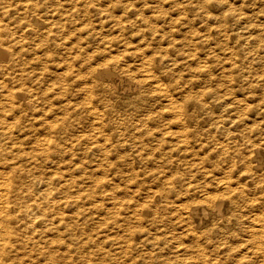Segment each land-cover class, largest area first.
<instances>
[{
  "label": "bare ground",
  "instance_id": "6f19581e",
  "mask_svg": "<svg viewBox=\"0 0 264 264\" xmlns=\"http://www.w3.org/2000/svg\"><path fill=\"white\" fill-rule=\"evenodd\" d=\"M123 1L125 0H118L114 6L122 7L125 11L138 10V1L128 2V0V3H123ZM167 1L169 0H144L145 7H142L143 13L141 15L147 24L144 26L150 30L149 34H145L149 40L143 42L142 45H139L138 42L137 46H133V50H125L126 52L122 54L132 56L136 60L135 63L128 62L125 56L108 54V58H102L105 60H101V65L98 63L95 65L96 63L92 64L91 59L94 58V55L85 56L86 54L90 55L91 50H86L84 46L82 47L83 50L75 48L73 40L77 37L74 36L75 39H73V35L76 34L74 31L77 28L81 30L88 28L87 25L90 22L87 19L93 13L100 16L106 14V7L109 6L107 0H66L65 2L60 0H0V264H224L225 257H229L228 254L230 255V251H232L229 247L232 242L230 245V232L226 228L224 229L225 222L236 219L235 223H243L239 211L241 205L243 206V194H245L241 193L240 189H238L240 193L236 191L235 188L239 183L234 187L230 178L234 174L230 175L232 174L230 171L235 167H241V163L245 160L248 162L249 169L253 171L263 167L264 146L260 142H264V140L256 143L255 140L257 139H254L255 143H250V140L253 139L250 136V130L259 128H255L256 126L254 127L245 120L244 112L235 110L238 113L217 115L213 111L206 110L209 109L207 107L210 104L209 97L213 93L214 88H211L213 85L211 84V87L206 85L207 83L203 85L205 82L201 83L198 74L196 78L189 77L188 80L184 77L182 70L185 73L194 70L204 74L208 69L205 70V67V71L202 69V62L198 64L197 61L199 58L206 56L204 62L210 60L209 55L217 58V55L214 56L216 53L214 50L215 53H209V55L201 52L205 56L201 57L202 54H199L197 59L196 53L193 52V46L190 48V45L193 44L196 50L197 45L195 43L198 42L195 37H198L199 41L207 38L202 34L204 33L203 30L200 33L195 32L194 29L189 31L187 29L189 27H182L184 24L186 26L187 23L190 26L197 17L211 13L204 12L206 6L210 5L207 3L208 0L203 4L202 1L204 0H200L201 3L195 0H174L175 3L182 5L180 10H190V12L195 13V16L190 12L189 14L193 17L182 13L183 15L178 16L176 22L173 18L168 21V29L161 28L162 26L160 27L155 23L160 16L156 10L161 12ZM168 5L170 6V2ZM177 7L180 6L177 5ZM218 7L216 9H219ZM230 8L233 9L234 7L230 6ZM230 8H228L229 12L235 11V9L230 10ZM228 9L224 11L226 12ZM240 9L242 10V8ZM148 11H150L149 14ZM136 13L138 12L136 11ZM237 13L239 14V12ZM100 16L99 19L102 18ZM244 16L248 18L246 15ZM114 18L118 19V17ZM251 18L253 17L251 16ZM233 22L235 21L233 20ZM241 23L243 24V22ZM213 24L211 25L215 26ZM216 24L219 25L218 22ZM223 24L225 27L226 23L223 22ZM174 25L180 26V29L186 28L189 32L186 30L182 34V31L175 28ZM193 25H195L194 22ZM218 25L215 27H219ZM250 26L255 30L253 24L247 27ZM196 27L195 29H197ZM207 27L203 29H207ZM258 27L263 28L262 25ZM226 28H223L224 33H226ZM177 31L182 35L176 34ZM261 32L263 34L264 31ZM227 33L221 36L227 35ZM211 34L209 32V35ZM217 34L212 35L216 36ZM253 34L255 35V33ZM88 35L86 33V37H89ZM235 37L236 40L238 35ZM262 37L264 35L259 36L258 39L261 38L262 40ZM255 38L254 42L256 41ZM135 39L134 35L133 40ZM248 39L246 38V40ZM121 41L124 42V40ZM70 42H74V44H70ZM216 42L218 45L219 40ZM238 42L240 43V41ZM247 42L250 43V41ZM116 43L118 44V42ZM199 44L198 46H200ZM205 44L209 45L208 43ZM229 44L226 46L227 48ZM221 45L218 47L221 48ZM251 45L254 46L253 42ZM77 46L79 47V45ZM232 47V51L236 52L238 48L235 50V45L234 48ZM246 48L247 46L244 49ZM115 49L118 50V48ZM207 49L205 48V52ZM244 49L241 48L240 51L242 52ZM224 51L226 52L225 49ZM252 51L255 50L252 49ZM209 52L211 51L209 50ZM217 52L219 55L220 52ZM248 53L252 54L250 51ZM229 54L232 53L229 51ZM261 55L260 58H263V54ZM237 57H232V59ZM227 58L226 60L223 58L224 63L228 60ZM90 59L91 63L89 62ZM120 60L124 62V66L118 72L110 66L109 62L116 66L119 65ZM211 61L213 60L211 59ZM234 61L231 63L233 64L232 67L241 66L242 63L238 65ZM258 61L262 64L260 60ZM209 64L213 65L217 62H209ZM206 65L204 63V66ZM249 65H245L244 68L243 65L242 68L251 69ZM125 69L130 74L126 73ZM225 69L224 71H226ZM229 69L228 71L232 70ZM211 70L210 72H212ZM246 70L248 71V69ZM263 73L264 70L260 73V77L264 80ZM210 75L213 76V74ZM221 75H218L221 79H217L221 81H217L219 85L225 79L224 77L222 80L223 76ZM229 75L226 78L230 79L232 75L230 73ZM237 75H235V79ZM253 77L254 74L246 78L251 81L249 78ZM255 79L258 80L259 77ZM228 80L226 79V81ZM231 81L229 84H232ZM253 81L252 83L248 82L249 86L250 84L254 86ZM226 83L228 84V82ZM226 83L224 82V85ZM242 83L245 84V82ZM120 84L123 85V92L137 91L138 105L144 104V108L147 107L145 112L122 113L120 108H115L117 105H121L111 98L119 91ZM263 84L262 82L260 85L263 86ZM219 85H217L218 88L220 86L224 88ZM231 86L234 87V85ZM243 86L241 90H244ZM258 86L257 84V89ZM220 90L223 89L220 88ZM229 90L231 92L233 89L230 88ZM261 91L260 94L264 90ZM246 92L245 94L248 96L251 95V92ZM245 94L244 99L247 98ZM254 96L256 95L254 94ZM227 98L229 100V97ZM148 99L149 103H147ZM244 99L242 103H244ZM250 99L251 97L248 101ZM255 99H253L254 102ZM158 100L163 101L164 105L156 109ZM253 101L250 103L253 104ZM246 102L245 104H247ZM237 104L235 105L237 106ZM260 106L261 104H259ZM256 107L258 110V105L255 104L253 108ZM249 111L251 112V110ZM250 112L249 114H251ZM262 112L264 113V107ZM165 115H169V117L165 123H161ZM252 121H255L256 124L257 120ZM155 129L163 131L162 141H154V143L146 140L148 138L146 136L151 134H154V137L160 136L156 135ZM256 131L258 132V130ZM257 132L256 134L254 132L255 137ZM248 143L250 149L246 157V155L241 154L240 150L243 146H248ZM88 152L94 154V157L86 159ZM241 156L243 157L240 158ZM163 162L169 168L177 167L178 164L181 166L185 164L184 167L188 166L189 171H194H191L189 176L187 174L189 171L186 170V174L189 176L186 178L190 179L185 181L184 176L186 174L183 176L180 170V173L171 172V169H167L165 166L163 169ZM207 162L213 164L215 168H209L211 165H208ZM92 164H94L93 167ZM213 166L211 167L213 168ZM127 170L134 174L136 176L134 178L139 181V187L131 189L132 193L128 192L129 187L127 185L130 184L128 182L131 180L126 181L128 180L126 175L129 174ZM181 170L183 172V169ZM243 171L246 172L245 169ZM96 172L102 174L99 175ZM237 173L236 175H239ZM200 174H203L201 178L205 176L206 181V177L210 176L208 180L211 179L212 183L209 187L207 184H205L207 185L205 188L199 187L200 183L198 186L197 182H194L196 176H200ZM140 180H142L141 183ZM120 181L123 182V185ZM176 182L184 186L185 192L183 191L182 195L177 194L175 197L173 190ZM262 189H264L263 186ZM249 196L251 195L247 197ZM260 196L263 197V195ZM247 201H244L246 205L249 202ZM257 202L255 203L257 204ZM229 203L236 206L230 214L225 212V205ZM251 213L254 215L248 218L250 225L244 226L248 228L249 236L246 239L243 237L244 239L241 241V238L239 241L243 246H246L245 252L247 249L251 254L256 253L260 256V259L257 257L259 259L258 264H264V209H258L256 213L253 211ZM208 221L210 222L207 223ZM170 222L173 223L172 226L175 224L180 226L176 227L181 230L177 231V229H170V227L168 229ZM238 229L236 230L238 234L244 231L239 229L241 231L238 232ZM246 230L243 233H246ZM180 237L188 238V243L180 242ZM183 239L182 241H185ZM248 244L250 245L248 246ZM251 245H254L253 250L249 248ZM239 248L237 251L241 249ZM226 249L228 251L225 254L223 251ZM248 252L246 253L248 254ZM217 253L223 254L217 255ZM235 253H232V256ZM211 254L217 256L213 255L214 257H212ZM222 255H226L223 257L224 262L221 258ZM234 258H232L231 264ZM250 259L248 263L252 264L250 262L254 260L250 261ZM227 261L229 260L227 259Z\"/></svg>",
  "mask_w": 264,
  "mask_h": 264
},
{
  "label": "rangeland",
  "instance_id": "374dc122",
  "mask_svg": "<svg viewBox=\"0 0 264 264\" xmlns=\"http://www.w3.org/2000/svg\"><path fill=\"white\" fill-rule=\"evenodd\" d=\"M51 1H56V0H51ZM57 1H59V0H57ZM61 2L62 1H66V0H60ZM110 1V2H109ZM117 1L118 0H107V3H108V5L109 6H107L106 8H107V12H106V14L104 15H102V16H100V15H96L95 13H93L90 17H88V21L90 22L87 26H88V28L87 29H84V30H81V29H79V28H77L74 32L76 33L75 35H73V39H75V37L74 36H76L77 38L75 39V40H73L74 42H75V44H74V42H72L76 47L75 48H77V49H82V47L84 46L85 48H86V50H88V51H90L91 52V54L90 55H88V54H86L85 56L86 57H89V56H91V55H94V58L92 57L91 59H92V64H95V65H97V63H98V65H101L102 64V62H101V60H102V58H108L109 57V55H122L124 52H126V51H131V50H133L134 49V47L133 46H137L138 44L139 45H142V43L143 42H146V41H148L149 39L148 38H146V36H145V34H149V32H150V30L149 29H146V26H144V25H147L146 23H145V21L142 19V10H143V8L145 7V2H144V0H125V1H123V3H128V2H130V1H138L139 3V8H141V9H139L138 8V10H127V11H125L122 7H117V6H114V3L116 2L117 3ZM122 1V0H121ZM128 1V2H127ZM181 1V0H180ZM195 1H197V2H200L201 3V1L200 0H195ZM205 1L206 0H204V1H202V4H203V2L205 3ZM216 2V3H213V2ZM224 1V2H223ZM223 1H221V0H219V2H217V0H210V3H209V0L207 1V3L208 4H210V5H207L206 7L204 6V9L206 8V10H204V12L205 13H209V12H211V13H215L214 15L213 14H211V13H209V14H211V15H213V16H215L217 13V15L218 16H220V17H218L217 15V17L215 16V17H213V16H211V15H209V14H206V15H202L201 17H195L196 19H195V21H193L194 22V24L195 25H193V22H192V24H190V26H189V24L187 23L186 24V26H184V25H182V27H189V28H187L189 31L190 30H196L195 32H200V33H202V30H203V32L204 33H202L203 35H204V37L205 38H207V39H203V40H201L203 43H204V45H203V43L201 42V41H199L196 37H195V39H196V41L198 42V43H195V45H197L196 46V50L194 49L195 47H194V45L192 44V45H190V48H191V46H193V52H195L196 53V56H197V59L199 58V56L202 54V53H205V55H207V53H208V55H209V53H215L214 54V56H216L217 58L219 57V58H221V59H217V58H215V57H213L212 55H209V61H206L205 60V62H204V59H205V55L204 54H202L201 55V57L203 56L204 58H199L197 61H198V64H199V62L201 63L202 62V64H203V70H204V67H205V72H204V74L205 73H207L208 71L210 72V70H211V68H212V72H210V74H213V76H211L210 74H209V72H208V74H203V73H199L198 71V73L196 72V71H192V70H189V72L188 71H186L188 74H190L191 76H189L187 73H185L184 72V70H182L183 71V73H184V77L186 78V80H188L189 79V77L190 78H196V76H197V74H198V78L201 80V83H203V82H205L203 85H205L206 83V85H208V86H210L211 84L213 85H211L210 87L213 89H215L216 87H217V89H213V93H212V95H211V97H209V105H208V107L207 108H209V109H206V110H210V111H213L214 113H216L217 115H230V114H234V113H238V112H236V111H241V112H244L243 114H245L246 115V117H245V120L250 124L251 123V125H253L255 128H259V129H253L254 130V132H255V134H256V130H258V132H257V135H256V137L254 136L255 134H254V132H253V130L251 131L250 130V133H251V135L250 136H252L253 137V139H251V137H250V139L252 140V142H251V140H250V143L252 144V143H255L256 141V143H258V142H260V141H263L264 140V118H263V115H264V113L262 112L263 111V107H264V91H263V93H261L262 94V96H260L261 94H260V92H262L261 90H264V84H263V86H261L260 84L263 82L264 83V80H263V78H261L260 77V73H262L263 72V68H264V65H263V63H264V61H263V59H264V57L263 58H260V57H262V55L261 54H263V56H264V42H262V41H264L263 40V38L264 37H262V40H261V38H259L258 39V37L260 36H263L264 35V32H263V34H262V32L261 31H264V21H262L263 19H264V0H242V1H240V0H223ZM106 2V1H105ZM168 2V3H167ZM164 5V9H161V12H160V10L158 11V10H156L155 12L157 13V14H160V16H158V20L157 21H155V23H157L158 25H160V27L161 28H167L168 29V21L169 20H171L172 18L174 19V21L176 22L177 21V19H178V16H180V15H191V14H193V16H195V13L194 12H190V10H188L187 11V9H183V10H180V9H182V5L181 4H177V3H175V1L174 0H169V1H167ZM169 2H170V6L168 5L169 4ZM171 2H173V3H171ZM225 2H227V3H225ZM231 3V2H233L234 4H236V5H238V9L237 8H235V6L236 5H234L233 3H231V4H229V3ZM236 2V3H235ZM223 3H225L224 5H223ZM141 4V5H140ZM219 6H217V5ZM221 4V5H220ZM229 4V5H228ZM233 4V5H232ZM242 4H245V5H242ZM113 5V6H112ZM173 5V6H172ZM177 5L178 6H180V7H177ZM218 7L219 9H216V7ZM223 5V6H222ZM172 6V7H171ZM174 6H175V9H176V7H177V9H176V11L174 12ZM210 6H212V7H210ZM226 6V7H225ZM230 6L231 7H234L233 9L232 8H230ZM240 6V7H239ZM143 7V8H142ZM166 8H168V9H166ZM174 10H173V9ZM209 8H211V9H209ZM223 8V9H222ZM228 8H230V10H234L235 9V11H230L229 12V9ZM240 8H242V10L240 9ZM244 8V9H243ZM166 9V10H165ZM170 9H172V10H170ZM226 9H228L226 12L224 11V10H226ZM249 9H251V10H249ZM164 10V11H163ZM186 10V11H185ZM215 10V11H214ZM237 10H239V11H237ZM136 11L138 12V13H136ZM164 12V14H165V16H164V14H162L163 12ZM168 11H169V13H168ZM171 11V12H170ZM179 11H180V13H179ZM182 11V12H181ZM208 11V12H207ZM213 11V12H212ZM220 11V12H219ZM222 11V12H221ZM240 11H242L241 13H240ZM245 11H246V13H245ZM247 11H249V12H247ZM117 12V13H116ZM121 12H123V13H121ZM167 12V13H166ZM174 12V13H173ZM176 12H177V15H176ZM189 12L191 13V14H189ZM232 12V13H231ZM237 12H239V14L237 13ZM245 14H244V13ZM255 12V13H254ZM116 13V14H115ZM148 14L150 13V11H148L147 12ZM152 13V12H151ZM178 13H179V15H178ZM183 13V14H182ZM224 13V15H225V17L227 18V16H228V18H227V20H226V18L225 17H223L222 16V14ZM234 13V14H233ZM235 13H236V15H235ZM251 13H253V14H251ZM121 16H120V15ZM133 16H132V15ZM174 14V15H173ZM228 14H233L234 15V18H233V15H231V17H232V20H230L231 19V17H230V15H228ZM238 14V15H237ZM242 14H243V16H242ZM251 14V16L253 17V18H251V16H249ZM171 15V16H170ZM244 15H246L248 18H250L249 19V21H248V18H246ZM99 16L100 17H102V18H100L99 19ZM170 16V17H169ZM177 16V17H176ZM192 15L190 16V17H193ZM206 16V18H204ZM209 16V17H208ZM238 16V17H237ZM42 17H44V15H42ZM95 17V18H94ZM105 19H104V18ZM114 17H118V19H116V18H114ZM121 17V18H120ZM163 17V18H162ZM165 17V18H164ZM168 17V18H167ZM176 17V18H175ZM203 17V18H202ZM213 17V18H212ZM229 17H230V19H229ZM236 17V18H235ZM240 17V18H239ZM126 18V19H125ZM135 18V19H134ZM225 18V19H224ZM245 18V20H247V21H245V20H243ZM93 21H92V20ZM97 19V20H96ZM123 19V20H122ZM210 19V20H209ZM215 19V20H214ZM220 19V20H219ZM230 21H229V20ZM236 19V20H235ZM238 19V20H237ZM87 20H85V21H87ZM99 20V21H98ZM105 20H106V23H104L105 22ZM113 20V21H112ZM116 20V21H115ZM194 20V19H193ZM204 20H207V21H203ZM213 22H212V21ZM218 20V21H217ZM233 20L235 21V22H233ZM261 20V21H260ZM115 21V22H114ZM125 21V22H124ZM208 21H210V22H208ZM225 22L226 24H227V28H226V24H225V27H224V24H223V22ZM228 21V22H227ZM238 21H240V22H238ZM259 21V22H258ZM97 22V23H96ZM114 22V23H113ZM136 22V23H135ZM179 22V21H178ZM219 23V25L218 24H216V23ZM222 22V23H221ZM241 22H243V24L241 23ZM244 22H245V25H244ZM249 22V23H248ZM252 22V24H253V27H254V29L255 30H253V28L250 26V27H247L248 25H252V24H250ZM254 22V23H253ZM257 22V23H256ZM261 22V23H260ZM161 23H162V25H161ZM163 23H165V24H163ZM208 23V24H207ZM213 23H215V24H213ZM233 23V24H232ZM235 23V24H234ZM259 23V24H258ZM110 24V25H109ZM156 24V25H157ZM198 24H200V25H198ZM206 26H205V25ZM211 24H213V25H215V26H219V27H221V28H219V27H215V26H212ZM240 24V25H239ZM241 24H242V26H241ZM246 24H247V26H246ZM262 25V27L263 28H259L258 26H260L261 27V25ZM164 25V26H163ZM179 25V24H178ZM193 25V26H192ZM209 25H211V26H209ZM223 25V26H222ZM236 25H238V26H236ZM244 25V26H243ZM139 26H141V27H139ZM175 26V25H174ZM196 26H198V27H196L197 29H195V27ZM201 26V27H200ZM208 26V27H207ZM229 26H231V27H229ZM95 27V28H94ZM180 27V26H179ZM178 26H175V28H178V29H180ZM181 27V28H182ZM194 27V28H193ZM204 27H207V29H203ZM210 27H212V28H210ZM216 28V29H214V28ZM237 27V28H236ZM257 27V28H256ZM101 30H100V29ZM103 28V29H102ZM184 29V28H182V29H180L181 31H182V34L184 33V32H186V30L187 29ZM192 28V29H191ZM210 28V29H209ZM226 28V33H227V35H224V36H221L222 34H226V33H224L225 32V30L224 29ZM238 29V30H236V29ZM242 28V29H241ZM248 28V29H247ZM92 29H94V31H92ZM220 31H219V30ZM230 29H231V31H230ZM251 29V30H250ZM259 29H260V32H259ZM262 29V30H261ZM187 30V32H189ZM206 30H208V31H206ZM210 30V31H209ZM218 30V31H217ZM224 30V31H223ZM233 30V31H232ZM242 30V31H241ZM244 30V31H243ZM89 31V32H88ZM138 31H142V32H138ZM216 31H217V33H216ZM223 31V32H222ZM230 31V32H229ZM246 31H247V33H246ZM249 31V32H248ZM252 31H254V32H252ZM256 31H258V33H256ZM131 32V33H130ZM133 32V33H132ZM138 33V36H136V34ZM209 32L210 33H212V34H217L218 35V37H217V35L216 36H213L212 34L211 35H209ZM236 32V33H235ZM252 32V33H251ZM86 33L87 34H89L88 36L89 37H86ZM91 33V34H90ZM124 33V34H123ZM144 33V34H143ZM180 32L179 31H177V33L176 34H179ZM230 33V34H229ZM238 33V34H237ZM244 33V34H243ZM252 35H251V34ZM253 33H255V35L257 34L258 35V37H257V35H256V38H255V35L253 34ZM260 33V34H259ZM83 34V35H82ZM181 33L179 34V35H182ZM207 34H208V36H207ZM229 34V35H228ZM232 34V35H231ZM241 34V35H240ZM262 34V35H261ZM84 35H85V37H84ZM134 35H135V40H133L134 39ZM143 35V36H142ZM236 35H238V37H237V39L235 40V36ZM243 35H247V36H245L248 40H246V38L243 36ZM254 35V36H253ZM106 36V37H105ZM207 36V37H206ZM211 36H213V37H211ZM226 36V37H225ZM227 36H229V37H227ZM233 36V37H232ZM242 36V37H241ZM252 36V37H251ZM80 37V38H79ZM142 37V38H141ZM144 37V38H143ZM203 37V38H204ZM209 37V38H208ZM217 37V38H216ZM230 37H231V39H230ZM244 37V38H243ZM138 38H140V39H138ZM214 38H215V40L216 41H218L219 40V42H220V44H219V42H218V45L220 46L221 45V43L223 42V41H225V42H223L222 43V45H221V48L220 47H218V45H217V42L214 40ZM219 38V39H218ZM220 38H222V39H220ZM226 40H225V39ZM240 38H242L243 40H245V41H243L242 39H240ZM254 38H255V40L257 41H255L254 42ZM80 39H82V40H80ZM147 39V40H146ZM192 39H194V38H192ZM210 39V40H209ZM233 39V41H230V40H232ZM253 39V40H252ZM118 40V41H117ZM121 40H124V42H125V44H124V42L123 41H121ZM205 40V41H204ZM210 42H209V41ZM222 40V41H221ZM235 40V41H234ZM240 41V43L238 42V41ZM76 41H78V42H76ZM120 41V42H119ZM133 41V43L131 44V42ZM214 41V43H211V42H213ZM247 41H250V43L249 42H247ZM116 42H118V44L116 43ZM122 42V43H121ZM127 42V43H126ZM139 42V43H138ZM233 42V43H232ZM251 42H253V44H254V46L253 45H251ZM260 42H262V43H260ZM71 42H70V44H72ZM76 43H78V44H76ZM80 43V44H79ZM84 43V44H83ZM138 43V44H137ZM200 43V44H199ZM205 43H208L209 45H210V48L211 49H213V50H211L210 48H209V45H207V44H205ZM225 43H230L229 44V47L227 48L226 46L228 45H226ZM235 43H237L238 44V46H237V44H235ZM83 44V45H82ZM85 44H87V45H85ZM126 44H127V46H126ZM128 44H130V45H128ZM137 44V45H136ZM198 44L200 45V46H198ZM211 44H213L212 45V47H211ZM240 44V45H239ZM245 44H246V46H247V48L246 49H244L246 46H245ZM248 44V45H247ZM77 45H79V47L77 46ZM82 45V46H81ZM202 45V46H201ZM234 45H235V50L238 48L239 49V47H240V49H239V51H237L236 50V52L235 51H232L233 49H231V47L232 48H234ZM242 45V46H241ZM244 45V46H243ZM249 45H251V46H249ZM260 45H262V46H260ZM89 46V47H88ZM130 46H131V48H130ZM203 46H204V48H203ZM205 46H208V47H205ZM257 46V47H256ZM258 46H260V47H258ZM126 47V48H125ZM133 47V48H132ZM203 49H202V48ZM219 49H218V48ZM223 47V48H222ZM255 47H256V49H255ZM87 48H89V49H87ZM115 48H118V50L117 49H115ZM201 49V51H200V49ZM205 48L207 49H209L211 52H209V50L207 49L206 50V52H205ZM218 50H217V49ZM241 48L242 49H244V50H242V52L240 51L241 50ZM250 48H252L253 50H255L254 52L252 51V49H250ZM261 48H263V49H261ZM124 49V50H123ZM128 49V50H127ZM224 49L226 50V52L224 51ZM227 49H228V51H227ZM230 49V50H229ZM83 50V49H82ZM115 52L116 51V53H114L113 51ZM126 50V51H125ZM215 50V52H213ZM221 50H223V51H221ZM250 51L252 54H249V56H248V54H247V52L248 51ZM260 50V51H259ZM87 51V52H88ZM118 51V52H117ZM123 51V52H122ZM204 51V52H203ZM217 51H219L220 53H219V55L221 56H219L218 55V52ZM229 51H230V53H232V54H229ZM232 51V52H231ZM247 51V52H246ZM256 51H258V52H256ZM202 52V53H201ZM243 52H245V53H243ZM224 53V54H223ZM239 55H238V54ZM241 53V54H240ZM260 53V54H259ZM109 54V55H108ZM200 54V55H199ZM227 54H229V55H227ZM234 54V55H233ZM247 54V55H246ZM256 54H257V56H256ZM231 55H233V56H231ZM236 55V56H235ZM240 55H242V56H240ZM260 55V56H259ZM97 56V57H96ZM123 56H125L126 58H127V61L128 62H136V60H134V58L132 57V56H128V55H122L121 57H123ZM237 56H239V57H237ZM247 56V57H246ZM252 56H253V58L255 59V61H254V59L252 58ZM228 57V58H227ZM230 57V58H229ZM232 57H237L236 59H232ZM241 57V58H240ZM244 58V60H243V58ZM258 57V58H257ZM96 58V59H95ZM105 58V59H106ZM223 58L226 60V58L228 59L226 62H228V63H224V61L225 60H223ZM240 58V59H239ZM247 58H248V60H247ZM256 58H257V60H260L261 62H262V64L258 61L257 62V60H256ZM91 59H90V63H91ZM94 59V60H93ZM98 59V60H97ZM105 59H103L102 61H104ZM122 59V58H121ZM202 59V60H201ZM211 59L213 60V61H211ZM216 59V60H215ZM229 59H231V60H235L234 62H236L238 65H240L241 63V68H242V66H243V68L245 67V65L246 66H248L249 64V67L251 68V69H249L248 67H246V69H248V71L246 70V69H241L238 65V69H239V71H238V69L237 68H234V67H232V65L233 64H231L233 61H231V60H229ZM246 59V60H245ZM250 59H251V61H250ZM95 60H97V61H95ZM100 60V61H99ZM200 60V61H199ZM218 60H219V62H218ZM222 60V61H221ZM241 60V61H240ZM242 60H243V62H242ZM221 61V62H220ZM247 61V62H246ZM249 61V62H248ZM254 61V62H253ZM101 62V63H100ZM120 63H119V65H116L115 66V64L114 63H112V62H109V64H110V66L114 69V70H116V71H120L122 68L121 67H123L124 66V62H122V60H120L119 61ZM207 62V63H206ZM209 62L211 63V62H214V63H216L217 62V64H209ZM251 62V63H250ZM252 62L253 63H255L254 65L252 64ZM204 63L205 64H207L206 66H204ZM222 63V64H221ZM231 65H230V64ZM244 63H246V64H244ZM259 63H260V65H259ZM122 64V65H121ZM195 64V63H194ZM220 64V65H219ZM230 66H228V65ZM114 65V66H113ZM197 65V64H196ZM209 65V66H208ZM216 65H218L216 68H215V66ZM222 65H224V66H222ZM256 65H257V67H256ZM117 66H119V67H117ZM221 66V67H220ZM252 66H254L253 68H252ZM260 66H263V67H260ZM211 67V68H210ZM224 67V68H223ZM230 69H232V70H230ZM217 68H219V69H217ZM223 68V69H222ZM225 68H227V69H225ZM263 70H262V69ZM215 69V70H214ZM223 70L222 72L224 73V72H226V73H224L225 74V76L223 75V73L220 71V70ZM224 69L226 70V71H224ZM228 69L230 70V71H228ZM237 69V70H236ZM257 69H258V71H259V74H258V71H257ZM260 69H261V71H260ZM218 70V71H217ZM235 70V71H234ZM242 70V71H241ZM250 70H251V72H250ZM257 72H256V71ZM127 70L125 69V72H126ZM214 71H215V73L217 72V74H215L214 73ZM220 71V72H219ZM234 72V73H236V74H233L232 72ZM191 72V73H190ZM193 72V73H192ZM203 72V71H202ZM219 72V73H218ZM239 72H240V74H239ZM248 72V73H247ZM256 74H255V73ZM126 73H129L128 71L126 72ZM221 73H222V75H221ZM229 73L232 75L231 77L233 78V76H234V78L232 79L231 77H230V79L229 78H226V77H229L230 75H229ZM251 73V74H250ZM130 74V73H129ZM196 74V75H195ZM201 74V75H200ZM226 74H228V75H226ZM240 75V76H238V75ZM246 74V75H245ZM249 74H250V76H249ZM253 74H254V77L253 78H249V79H251V81L249 80L248 81V77H251V76H253ZM218 75L220 76H223L222 77V80H223V78L225 77V79L223 80V83L221 84L220 83V85H222L224 88H222L218 83L219 82H217V81H220V80H217V79H219L220 77H218ZM235 75H237L236 76V79H237V81H236V79H235ZM248 75V76H247ZM256 75V76H255ZM257 75H258V77H259V79L257 80V79H255V78H258L257 77ZM263 75H264V73H263ZM206 76H208V77H206ZM210 76V77H209ZM243 76V77H242ZM188 77V78H187ZM204 77V78H203ZM213 77H215V78H213ZM247 77V78H246ZM205 79V80H203V79ZM209 78V79H208ZM245 78V79H244ZM221 79V78H220ZM226 79L228 80H234V81H231V83L232 84H229L230 83V81L228 80V81H226ZM240 79V80H239ZM253 79H254V81H253ZM208 80H209V82H208ZM244 80V81H243ZM260 80H262V81H260ZM239 81V82H238ZM240 81H241V83H240ZM252 81H253V83H254V86H253V84L251 85L250 84V86H249V84H248V82H251L252 83ZM119 82V81H118ZM213 82V83H212ZM217 82V83H216ZM221 82V81H220ZM224 82L226 83V82H228V84L226 85H224ZM239 84V86H238V84ZM242 82H245V84L244 83H242ZM256 82V83H255ZM258 82H260V83H258ZM209 83V84H208ZM215 83V84H214ZM235 83V84H234ZM247 83V84H246ZM237 84V85H236ZM257 84L260 86H258V89H260V90H258L257 89ZM217 85H219L220 87L218 88V86ZM229 85V86H228ZM231 85H234V87H232ZM241 85V86H240ZM243 85H245V86H243ZM122 84H120L119 85V87H120V89H119V91H117L115 94H114V96L111 98L113 101H115V102H117V103H119L121 106H116L115 108H120L121 110L120 111H122V113H128V112H135V111H142V112H145L146 111V108L147 107H145L144 108V104H139L138 105V98H137V91H135V90H128V91H125V92H123V88H122ZM215 86V87H214ZM226 86H228V87H226ZM242 86L244 87V90L242 89L241 90V88H242ZM226 87V88H225ZM236 87V90H234V88ZM237 87H239V88H237ZM250 87V88H249ZM262 87V88H261ZM220 88L221 89H223V90H220ZM228 88V89H227ZM231 88V90L233 91V94H232V91L230 92V89ZM254 88V89H253ZM239 91H238V90ZM250 89V90H249ZM228 91V93H226L227 91ZM256 90V91H255ZM219 91V92H218ZM222 91V92H221ZM226 91V92H225ZM241 91H243L242 93H238V92H241ZM246 91H248L250 94V96H248L247 94H245V92ZM253 91H254V93H253ZM258 91V92H257ZM123 92V93H122ZM248 92H246V93H248ZM256 92V93H255ZM230 93V94H229ZM252 93H253V95H252ZM258 93V94H257ZM217 94H218V96H217ZM222 94V95H221ZM223 94H224V96H223ZM229 96H228V95ZM242 94H243V96H242ZM244 94H245V97H247L248 99L251 97V99H250V101H248V99L247 98H245L246 100H247V102H246V100L244 99ZM254 94L256 95V96H254ZM260 94V95H259ZM216 95V96H215ZM232 95V96H231ZM247 95V96H246ZM257 95H259V98H257L258 96ZM226 96V97H225ZM253 96V97H252ZM212 97H213V99H212ZM227 97H229V100H227L228 98ZM235 97V98H234ZM263 97V98H262ZM232 98L234 99V101L232 102ZM257 99V101H258V99H259V101L257 102L256 101V99H255V102L253 101V99ZM235 99H236V101H235ZM243 99H244V103H242L243 102ZM119 100V101H118ZM216 101H218V102H216ZM227 101V102H226ZM254 102L253 104L252 103H250V102ZM261 101V102H260ZM263 101V102H262ZM212 102H213V104H212ZM215 102V103H214ZM239 102H240V105H242L243 104V106H240L239 105ZM245 102L247 103V104H245ZM147 103H149V99L147 100ZM146 103V104H147ZM160 103V104H159ZM234 104L233 105V107H232V104ZM236 103H238L237 104V106L235 105ZM261 104V106L259 107V104ZM263 103V104H262ZM157 107H156V109L158 108V107H161V105L163 106L164 105V103H163V101L161 102V101H157ZM215 104V105H214ZM228 104V105H227ZM250 104V105H249ZM252 104V105H251ZM255 104L256 105H258V110H256L257 109V107L256 108H253V107H255ZM136 105H138V106H140V107H142V108H140V107H138V106H136ZM245 105V106H244ZM247 105V106H246ZM147 106V105H146ZM240 106V107H239ZM248 106H249V110H251V112L248 110ZM253 106V107H252ZM263 106V107H262ZM122 107V108H121ZM220 107H223V108H220ZM236 107V108H235ZM247 107V108H246ZM253 108V110H252V108ZM262 107V108H261ZM139 108V109H138ZM234 108V109H233ZM261 108V109H260ZM130 109V110H129ZM132 109V110H131ZM144 109V110H143ZM220 109H221V111H220ZM229 109V110H228ZM235 111H233V110ZM238 109V110H237ZM240 109V110H239ZM217 110V111H216ZM232 110V111H231ZM247 110H248V112H247ZM256 110V111H255ZM127 111V112H126ZM227 111V112H226ZM229 111H230V113H229ZM255 113H253V112ZM260 111V112H259ZM225 112V113H224ZM249 112L251 113V114H249ZM258 112V113H257ZM263 113V114H262ZM252 114H254V115H252ZM262 114V115H261ZM251 115V116H250ZM257 116V119H256V116ZM259 115V116H258ZM165 116H167V117H165ZM164 116V118H163V122L161 121V123H165L166 122V119H168V117H169V115H165ZM255 116V117H254ZM260 117V118H259ZM262 118V119H261ZM248 119V120H247ZM257 120L256 121V124H255V121H252V120ZM260 121H259V120ZM204 121H205V119H204ZM252 122H254V123H252ZM263 123V124H262ZM259 124V125H258ZM205 126H207V125H205ZM261 126H262V128H261ZM262 129V130H261ZM156 131V132H155ZM155 133H156V135H163L160 139H158L159 137H157V136H155L154 137V134H151L150 136H146V137H148V138H146L145 136V138H146V140H148V141H151V142H154V141H162L161 139L164 137V134L162 133L163 131H161V129H155ZM157 131H158V133H157ZM161 131V132H160ZM262 131H263V133H262ZM153 132V133H154ZM263 134H261V133ZM162 133V134H161ZM259 133V134H258ZM258 135H260V136H263V137H260V136H258ZM156 139H154V138ZM258 137V138H257ZM153 138V139H152ZM263 138V139H262ZM151 139V140H150ZM158 139V140H157ZM165 139V138H164ZM163 139V140H164ZM254 139H257V140H255V142H254ZM259 139V140H258ZM155 143V142H154ZM260 143H263L262 145L264 146V142H260ZM248 146H243V148H241V150H240V152H241V154L242 155H246V157H247V154L249 153V149H250V145H249V143L247 144ZM249 147V148H248ZM243 152V153H242ZM87 157H85V156H83V157H85L86 159H91V158H93L94 157V154H92L91 152H88L87 153ZM92 155V156H91ZM89 156H91V157H89ZM243 156H241L240 158H242ZM82 159V158H81ZM94 163V162H93ZM164 163V162H163ZM245 163V164H244ZM248 162L245 160L244 162H242L241 163V167L239 166V167H235V169H233L234 170V172H233V170H231L230 172L232 173V174H230V175H233L234 174V176L233 177H235L234 178V180H233V177L231 176L230 178L232 179V183L234 184V187L238 184V186H236V191H240L241 193L243 192V193H245V194H243V206L241 205V207H240V211L239 212H241L240 214H241V216H242V219H243V223H241V222H237V223H235V220L236 219H234V221H232V220H229L230 222H225V226H224V229L226 228L230 233H229V244L231 245V242H232V245L229 247V249L230 250H232V251H230V255L228 254V258H226L225 256L226 255H222V257L221 258H223V257H225V262H224V258L222 259L223 260V262H224V264H231V260H233L232 258H234V261L233 262H236V263H233L232 262V264H249L248 262H249V258H251L250 259V261L251 260H254V258H259L260 259V256L258 255V254H256V253H253V254H251L250 252H248L247 251V249H246V252H248V254L245 252V248H246V246H243V244L241 243V241L245 238H247L248 236H249V231H248V228H245V227H247V225L249 224L250 225V223L248 222L249 220H248V218H250L251 216L253 217V213H251L252 211L254 212V213H256V211H258V209H264L263 207H264V205H263V203H264V189H262V186L264 187V176H263V173H264V166L263 167H261V168H259L258 170H255V171H253V170H251V169H249V166H247L248 164H247ZM183 164V163H182ZM207 164L208 165H211V166H213V164H210V162H207ZM184 165L185 164H183L182 166H181V164H178L177 165V167H174L173 166V168L175 169H173V168H169V167H167L166 165H165V163L164 164H162V166H163V169L166 167L167 169H171L170 171L171 172H176V173H178L179 172V170H180V172L182 173V175L184 176L186 173H187V171H189V168H187V167H184ZM94 166V164H92V167ZM165 166V167H164ZM186 166V165H185ZM211 166H209V168H211V169H214L215 167L213 166V168L211 167ZM247 166V167H246ZM161 167V166H160ZM178 168H181V169H183V172H182V170L181 169H178ZM187 168V169H186ZM233 168V167H232ZM239 168H240V171H241V174H240V171H239ZM172 169H173V171H172ZM184 169H185V171H184ZM242 169V170H241ZM246 170V172L245 171H243V170ZM187 170V171H186ZM192 170H190L187 174L190 176V172H191ZM194 171V170H193ZM192 171V172H193ZM215 172H216V170H214ZM243 171V172H242ZM260 171V172H259ZM127 172L129 173V174H127L126 175V178L128 179V180H126L127 182L129 181V180H131V181H133L132 183H131V181L130 182H128V183H130V184H132V185H127V187H129L128 189H129V191L128 192H131V189H134V187L135 188H137V187H139V181L138 180H136L134 177H136L134 174H132V173H130L129 172V170H127ZM179 172V173H180ZM191 172V173H192ZM238 172V173H237ZM97 174H102L101 172H96ZM236 173L237 174H239V175H236ZM245 173V174H244ZM185 175L184 177L186 178V176H188V175ZM217 175H219L218 173H216ZM248 174H249V176H248ZM254 174V175H253ZM260 174H261V177H260ZM201 175H203V174H200V176L199 175H197L196 177L197 178H195V180H194V182H197L196 184L198 185V183H200L198 186L199 187H206L207 185H208V187H209V185L212 183V180L210 179V180H208V178L210 177V176H207L206 178H207V181H206V179H205V176L203 177V178H201L202 176ZM131 178H130V177ZM188 176V177H189ZM240 176V177H239ZM200 177V178H199ZM240 179H239V178ZM255 177V178H254ZM134 178V179H133ZM237 178V179H236ZM249 178V179H248ZM187 179H190V178H186L185 179V181H188ZM243 179H245L244 181H242ZM257 179V180H256ZM205 180V181H204ZM200 181H202V182H200ZM210 181V182H209ZM235 183H234V182ZM236 181H238V182H236ZM240 181H241V183H240ZM260 181V182H259ZM119 182V181H118ZM117 182V183H118ZM121 182V181H120ZM136 182H138V183H136ZM142 182V180H140V183ZM207 182V183H206ZM256 182V183H255ZM262 182V183H261ZM92 184H93V181L91 182ZM209 183V184H208ZM257 183H259L261 186H257V185H259V184H257ZM121 184L123 185V182H121ZM133 184H134V186H133ZM202 184V185H201ZM205 184H207V185H205ZM214 184V183H213ZM249 184V185H248ZM257 184V185H256ZM136 185V186H135ZM204 185V186H203ZM252 185V186H251ZM243 186V187H242ZM254 186V187H253ZM257 186V187H256ZM130 187H132V188H130ZM184 187V186H182V185H179V183L178 182H176L175 184H174V190H173V193H174V196L176 197L177 196V194H179V195H182L183 194V191L185 192V189L182 188ZM239 187V188H238ZM241 187V188H240ZM243 188H245V189H243ZM248 188V189H247ZM255 188V189H254ZM238 189H240V190H238ZM244 190V191H243ZM252 190V192H249V191H251ZM254 190V191H253ZM258 190V191H257ZM239 192V193H240ZM254 192V193H253ZM261 192V193H260ZM132 193V192H131ZM248 193V194H247ZM256 193V194H255ZM258 194V195H257ZM245 195V196H244ZM248 195H251V196H249V197H247ZM255 195V196H254ZM260 195H263V197L262 196H260ZM259 196V197H258ZM196 197V196H195ZM253 197V198H252ZM247 198V199H246ZM250 198V199H249ZM252 198V199H251ZM256 198H258V199H255ZM262 198V199H261ZM245 200H248L247 202V205L244 203V201ZM254 200V201H253ZM256 201H258L257 202V204L259 203V205L257 206V204L255 203ZM254 202V203H253ZM250 204H252V205H250ZM225 208H226V210H225V212H228V214H230L235 208H236V206L233 204V203H229V204H227V205H225ZM249 208V209H248ZM254 208V209H253ZM248 209V210H247ZM251 211V212H250ZM247 212H248V214H247ZM251 213V214H250ZM244 214H246V215H244ZM250 215V216H249ZM247 216V217H246ZM213 218V217H212ZM248 223H247V222ZM210 221H208L207 223H209ZM246 222V223H245ZM172 222H170V223H168V229H169V227H170V229L171 228H173V229H177V231L178 230H181L180 228H178V227H180V226H178V225H173L172 226ZM234 224V225H233ZM244 224V225H243ZM246 224V225H245ZM230 225H232V226H230ZM243 225V226H242ZM172 226V227H171ZM176 226H178V227H176ZM243 228H242V227ZM245 226V227H244ZM98 227V226H97ZM239 229H241L243 232H245V230H246V233H241V232H239V231H241V230H239ZM238 229V232H239V234L236 232V230H233V229ZM98 229H99V227H98ZM232 230V231H231ZM232 232V233H231ZM236 233V235H234ZM241 233V234H240ZM247 233H248V235H247ZM244 234V235H243ZM235 236V237H234ZM232 237H233V240H231L232 239ZM238 237V238H237ZM244 237V238H243ZM181 238V239H180ZM180 238H178V239H180L181 241L180 242H186V243H188V241H187V239L188 238H185V237H180ZM185 239V241H182V239ZM242 238V239H241ZM178 239H176V241H179ZM183 239V240H184ZM236 239H238V240H236ZM241 239V241H239ZM237 241V242H236ZM234 243V244H233ZM238 244V245H237ZM236 245H237V247H236ZM250 244H248V246H249ZM238 247H240L239 249L240 250H238L237 251V249H238ZM244 248V249H243ZM249 248H252V250H253V248H254V245L252 246L251 245V247H249ZM226 251H228L227 249L226 250H224L223 252H225V254L227 253ZM235 252H240V253H235ZM244 252V253H243ZM232 253H235V255L234 256H232ZM219 253H217V255H218ZM221 254H223V253H220L219 255H221ZM243 256H242V255ZM217 256L216 254H211V256L212 257H214V256ZM241 257H240V256ZM246 255V256H245ZM254 257H253V256ZM246 258H245V257ZM251 256V257H250ZM239 257V258H238ZM252 257H253V259H252ZM248 258V259H247ZM256 259V260H254L255 261V263H254V261H251L250 263H254V264H258V262L257 261H259V259ZM227 259L229 260V261H227ZM248 260V261H247ZM239 261V262H238ZM245 261V262H244ZM238 262V263H237ZM257 262V263H256Z\"/></svg>",
  "mask_w": 264,
  "mask_h": 264
}]
</instances>
